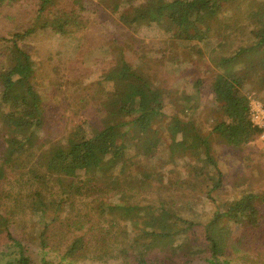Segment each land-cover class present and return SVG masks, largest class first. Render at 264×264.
Instances as JSON below:
<instances>
[{"label": "trees", "instance_id": "trees-1", "mask_svg": "<svg viewBox=\"0 0 264 264\" xmlns=\"http://www.w3.org/2000/svg\"><path fill=\"white\" fill-rule=\"evenodd\" d=\"M15 1L0 0V6ZM34 2L38 18L33 25L12 37L0 36V246L5 244L0 264H78L88 259L193 264L198 258L204 264H264V213L252 188L228 207L218 208L201 231L198 220L163 200L141 204L118 198L121 175L139 176L134 174L132 152L153 160L167 142L172 157L203 153L196 169L207 173L212 190L222 186L223 171L209 134L192 119L169 115L167 87L151 72L149 62L133 63L122 55L100 80V126L89 127L85 121L59 138L43 135L48 109L35 85L37 62L24 40L38 26L75 34L84 24L77 6L85 0ZM133 5L114 0L112 10L126 19ZM224 8L230 15L221 17ZM131 20L154 22L184 44L212 45L217 37L212 51L221 48L215 59L222 70L214 73L212 87L217 110L227 119L212 133L241 147L263 131L251 118L246 92L250 69L227 67L245 61L259 72L256 98L264 102V0H144ZM231 31L246 33L248 42L229 52L224 39ZM11 180L20 190L8 188ZM22 183L31 186L25 189ZM236 225L241 227L239 235L234 233ZM24 240L36 247V258Z\"/></svg>", "mask_w": 264, "mask_h": 264}, {"label": "rangeland", "instance_id": "rangeland-1", "mask_svg": "<svg viewBox=\"0 0 264 264\" xmlns=\"http://www.w3.org/2000/svg\"><path fill=\"white\" fill-rule=\"evenodd\" d=\"M106 1L110 8L102 0H85L77 6L84 24L75 34L60 35L50 27L38 26L37 31L24 40L37 62L35 85L48 109L47 131L43 135L59 138L85 121L89 127L100 126L98 102L103 97L100 80L122 55L133 63L147 61L151 72L167 87L169 115L179 113L187 120L192 119L204 135L209 134L213 154L223 171L222 186L212 190L207 173L200 174L196 169L203 153L196 157L185 152L172 157L167 142L164 151L153 160L132 152L137 161L134 174L139 173V176L121 175L118 188L123 192L118 198L141 204L163 200L175 211L198 220L200 231L218 208L236 202L248 188L258 193L256 201L264 213V129L241 147L232 146L219 134L212 133L218 122L227 119L217 110L212 87L214 73L222 70L215 59L223 53L221 48L212 51V47L218 45L217 37L212 38V45L199 41H192L195 45L176 42L154 22H131L135 7L144 0H129L134 5L129 8L126 19L112 10L114 0ZM34 3V0H16L11 5H1L0 36L12 37L14 32H23L32 26L38 18ZM223 11L227 13L221 12V17L230 15V10L224 8ZM224 42L230 52L245 45L248 35L231 31ZM237 63L227 68L241 72L250 69L246 92H250V98L259 99L256 98L257 78L261 74H255L245 61ZM95 90L101 96L95 95ZM84 91L88 93L86 98L82 95L86 94ZM145 172L147 174H143ZM14 183L8 182V188L20 190L19 184ZM22 184L25 189L31 186ZM26 216L27 220L31 219ZM32 226L29 221V229ZM240 232L241 227L236 225L235 235ZM24 243L32 248L28 247L36 258V247L28 240ZM117 263L115 259H88L78 264ZM193 264L204 262L198 258Z\"/></svg>", "mask_w": 264, "mask_h": 264}, {"label": "built area", "instance_id": "built-area-1", "mask_svg": "<svg viewBox=\"0 0 264 264\" xmlns=\"http://www.w3.org/2000/svg\"><path fill=\"white\" fill-rule=\"evenodd\" d=\"M250 113L253 123L264 129V104L261 100L250 98Z\"/></svg>", "mask_w": 264, "mask_h": 264}]
</instances>
